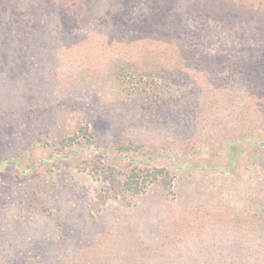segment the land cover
I'll return each mask as SVG.
<instances>
[{
	"label": "rangeland",
	"instance_id": "1",
	"mask_svg": "<svg viewBox=\"0 0 264 264\" xmlns=\"http://www.w3.org/2000/svg\"><path fill=\"white\" fill-rule=\"evenodd\" d=\"M0 264H264V0H0Z\"/></svg>",
	"mask_w": 264,
	"mask_h": 264
},
{
	"label": "trees",
	"instance_id": "2",
	"mask_svg": "<svg viewBox=\"0 0 264 264\" xmlns=\"http://www.w3.org/2000/svg\"><path fill=\"white\" fill-rule=\"evenodd\" d=\"M248 66H249L248 67L249 70H252V68L255 67V65H253V64H249ZM256 73H257V68H256V72H254V74H256ZM149 176L152 177L151 178L152 180L162 182L165 187H168L169 185H171V184H169V181H168V179H169L168 173L163 169L154 170L153 173L150 174ZM127 182H128V186L130 189H134L138 185V180L136 181V185H135V180L132 177H128Z\"/></svg>",
	"mask_w": 264,
	"mask_h": 264
}]
</instances>
